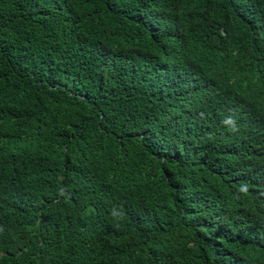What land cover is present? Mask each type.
Here are the masks:
<instances>
[{
  "label": "trees",
  "instance_id": "16d2710c",
  "mask_svg": "<svg viewBox=\"0 0 264 264\" xmlns=\"http://www.w3.org/2000/svg\"><path fill=\"white\" fill-rule=\"evenodd\" d=\"M7 263L264 264V0H0Z\"/></svg>",
  "mask_w": 264,
  "mask_h": 264
},
{
  "label": "clouds",
  "instance_id": "9594fccd",
  "mask_svg": "<svg viewBox=\"0 0 264 264\" xmlns=\"http://www.w3.org/2000/svg\"><path fill=\"white\" fill-rule=\"evenodd\" d=\"M210 89L208 88L207 90H205L202 94L205 95L207 92H209ZM7 264H10V263H7Z\"/></svg>",
  "mask_w": 264,
  "mask_h": 264
}]
</instances>
